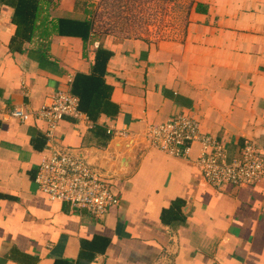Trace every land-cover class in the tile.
Masks as SVG:
<instances>
[{"label": "crops", "instance_id": "crops-1", "mask_svg": "<svg viewBox=\"0 0 264 264\" xmlns=\"http://www.w3.org/2000/svg\"><path fill=\"white\" fill-rule=\"evenodd\" d=\"M94 2L0 0V264H264V180L214 184L198 143L175 157L144 134L189 115L226 160L246 141L264 160V0H193L178 39L67 35ZM100 42L111 55L94 70ZM76 75L107 100L94 119H60L56 144L80 150L118 197L100 217L38 188L46 124L7 113L72 90Z\"/></svg>", "mask_w": 264, "mask_h": 264}, {"label": "built area", "instance_id": "built-area-1", "mask_svg": "<svg viewBox=\"0 0 264 264\" xmlns=\"http://www.w3.org/2000/svg\"><path fill=\"white\" fill-rule=\"evenodd\" d=\"M78 105V96L70 90H56L34 110L15 106L7 113L19 121L35 115L46 124L47 145L34 177L38 188L51 200L66 202L100 217L110 205L118 202V197L111 192L108 181L78 151L64 150L56 144L55 128L60 119L66 116L88 118ZM107 132L112 133V130ZM144 132L150 146L170 156L186 157L193 143H198L197 164L214 184L242 185L264 180V160L250 141L243 144L239 156L228 161L223 145L202 132L192 116L178 114L147 126Z\"/></svg>", "mask_w": 264, "mask_h": 264}, {"label": "rangeland", "instance_id": "rangeland-1", "mask_svg": "<svg viewBox=\"0 0 264 264\" xmlns=\"http://www.w3.org/2000/svg\"><path fill=\"white\" fill-rule=\"evenodd\" d=\"M192 4L193 0H96L90 16L100 40L178 39L184 32Z\"/></svg>", "mask_w": 264, "mask_h": 264}, {"label": "trees", "instance_id": "trees-1", "mask_svg": "<svg viewBox=\"0 0 264 264\" xmlns=\"http://www.w3.org/2000/svg\"><path fill=\"white\" fill-rule=\"evenodd\" d=\"M57 22L59 24H62L65 22V20L58 19ZM58 29L60 30L61 26L58 27ZM90 30L92 31L93 37L98 38L96 35L97 32L95 31V25H94V20L92 16L88 18H84V19H66V34L67 35L80 36L82 39L85 40L88 37V33ZM110 55H111V51L103 47L100 42L95 51L94 64H96V66L94 65V70H97V65L99 64L101 65V67H104ZM79 78L84 79L85 81L88 80V78L85 76L76 75L74 84L72 86V90L70 91L73 94L78 96L79 98L78 106L80 110L85 112L89 118L94 119L96 117V115H94V112L98 109H101L102 104L106 102L105 100H107V98L103 99V96L100 95L98 99V103H96L95 95L97 92L94 89V87L93 86L85 87L84 85L81 88H79L78 85L76 84V81ZM92 79L93 78H91L90 80ZM108 105L110 104L108 103ZM108 107L110 109V106Z\"/></svg>", "mask_w": 264, "mask_h": 264}, {"label": "water", "instance_id": "water-1", "mask_svg": "<svg viewBox=\"0 0 264 264\" xmlns=\"http://www.w3.org/2000/svg\"><path fill=\"white\" fill-rule=\"evenodd\" d=\"M79 152H80V150H78V154H79V155H81V156H83V157H84V159L87 161V158H86V156H85L84 154H82L81 152H80V153H79ZM87 162H88V161H87ZM88 163H89V162H88ZM89 164H90V163H89ZM91 165H92V164H91ZM92 166H93V165H92Z\"/></svg>", "mask_w": 264, "mask_h": 264}]
</instances>
